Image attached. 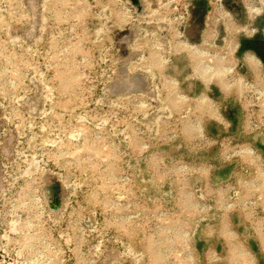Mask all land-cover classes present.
I'll list each match as a JSON object with an SVG mask.
<instances>
[{
  "label": "rangeland",
  "instance_id": "374dc122",
  "mask_svg": "<svg viewBox=\"0 0 264 264\" xmlns=\"http://www.w3.org/2000/svg\"><path fill=\"white\" fill-rule=\"evenodd\" d=\"M237 3L233 24L258 32L237 34L247 50L220 62L233 61L230 91L180 58L167 74L183 100L142 66L136 44L157 28L116 26L111 1L0 0V192L38 178L56 214L55 264H264V60L251 49L264 13ZM212 16L188 31L203 47L216 31L210 45L224 51L228 23Z\"/></svg>",
  "mask_w": 264,
  "mask_h": 264
},
{
  "label": "built area",
  "instance_id": "2783aa9c",
  "mask_svg": "<svg viewBox=\"0 0 264 264\" xmlns=\"http://www.w3.org/2000/svg\"><path fill=\"white\" fill-rule=\"evenodd\" d=\"M110 1L113 4L112 11L116 26L119 27L122 23V13L127 11L129 20L125 23L126 26L130 25L131 21H142L148 26L157 28L155 32H148L140 44H136V48L149 54V57H146L148 63L145 61L146 64L142 66L154 75V80L159 79L155 70L160 71V81L163 84L166 85L170 80L176 83L177 87L181 82L168 75V70L175 60L180 58H186L188 63H192L190 52L180 49L181 43L187 42L202 51H207L208 56H214L219 52L223 60L227 57L233 60L232 56L239 50V43L234 53L228 51L226 47L223 51L218 46L210 45L211 39L217 35L216 31V33L206 32L204 36L202 34L203 39L206 40L204 45L207 44L204 47L187 37L188 28L194 25V12L200 3L204 2L208 7L206 16L208 13L213 14L211 22L206 21V24L210 26L223 24L225 21L229 26V20H240L241 16L237 17L240 12L237 1L242 2L248 14L251 13V8L261 6L259 0H157V8L145 10L142 5L139 9L131 0H108ZM109 10L104 9L103 15L106 16ZM225 27V35L229 36V28L227 25ZM252 32L258 31L253 29ZM106 37L108 38L106 53H110V59H107L110 62L109 67L113 70L120 69L122 64L120 44L116 43L115 35ZM102 44L103 46L105 44L104 38ZM152 52H157L160 59V62L154 65H150ZM208 56L203 59L206 60ZM225 66L233 67V61ZM182 96L183 100L187 98L184 94ZM22 178L16 179L13 183L9 182L7 188L0 192V264H55L57 259L54 235L56 214L47 202L46 196L41 192L38 178L27 172Z\"/></svg>",
  "mask_w": 264,
  "mask_h": 264
},
{
  "label": "bare ground",
  "instance_id": "6f19581e",
  "mask_svg": "<svg viewBox=\"0 0 264 264\" xmlns=\"http://www.w3.org/2000/svg\"><path fill=\"white\" fill-rule=\"evenodd\" d=\"M262 9V12H264V3L262 6L258 7V8H251V13L252 14H258L260 12V10ZM261 12V13H262ZM260 13V14H261ZM224 16V15H222ZM122 22H127L129 20V16H128V13L127 11L125 13H122ZM229 40L230 41V44L229 45V40H228V43L226 45V49H228V51H230L231 53H234L235 50L237 49L238 47V44L236 43L235 41V38L237 37V34H240L242 31H244L245 33L247 34H250L252 33V31H249L248 28H242L240 26H237V24H233V22H235L234 20H229ZM212 35V34H210ZM251 35V34H250ZM238 42V41H237ZM229 45V46H228ZM180 49L184 50V51H189L190 52V58H191V61L192 63L195 62V70H194V77H197L199 79H201L203 82H207L209 81V83L211 84L212 82L214 83H217V85H219V87L221 88V91H223L224 93H227V91H224V89H222L220 83H221V78L223 77L224 75V82H226V73L227 72H232L233 70V67H226L225 65L221 64L220 62L223 61L222 60V56H220V53L218 52L217 54H215L214 56H208L209 55V52L207 51H202V49L198 48V47H195L193 45H190L189 43L187 42H183L181 43V47ZM153 54L151 55V59H150V62L151 64L150 65H154L156 64L157 62H160V59H158V53L156 52H152ZM247 56H245V61L248 63V64H251L252 65V68H255L257 69L253 63L255 62V57L252 53H247L246 54ZM205 56H208V58L203 59ZM257 60V59H256ZM258 61V60H257ZM204 62V63H203ZM260 63L257 64V66H259ZM208 66L210 67L211 70H209ZM206 67V68H205ZM161 68V67H160ZM213 68V70H212ZM193 69H194V65H193ZM196 71V72H195ZM211 71V72H210ZM212 71L214 74H212ZM206 73L209 74V77L211 75H215V77L213 78H209L208 80V77L206 76ZM220 79V80H219ZM167 82H170V83H173V81H167ZM176 84V83H175ZM227 84V83H226ZM177 85V84H176ZM166 87V86H165ZM208 87V86H207ZM178 88V87H177ZM230 91V89H229ZM179 95V94H178ZM174 96V95H173ZM170 95V97H173ZM179 97L181 99H184V97L182 95H179ZM205 96H201L200 98H198L197 100L199 101L200 99L204 98ZM207 98V97H206ZM202 102L203 104L205 102H207V100H202L200 101ZM144 104V103H143ZM145 105V104H144ZM219 118V116H218ZM221 119V118H220ZM47 200V199H46ZM47 202L49 203V201L47 200ZM50 205V204H49ZM51 206V205H50Z\"/></svg>",
  "mask_w": 264,
  "mask_h": 264
},
{
  "label": "flooded vegetation",
  "instance_id": "af4514ba",
  "mask_svg": "<svg viewBox=\"0 0 264 264\" xmlns=\"http://www.w3.org/2000/svg\"><path fill=\"white\" fill-rule=\"evenodd\" d=\"M262 12V9L260 10V12L258 13V14H260ZM250 34H252V33H250ZM257 43V42H256ZM255 43V50H256V52L261 56V58L264 60V44L263 43H257L256 44ZM247 56V55H246ZM204 63V62H203ZM259 62L255 59V62L253 63V65L257 68L256 70H259V66H257V64H258ZM193 65H194V70H195V62L193 63ZM206 68V67H205ZM208 68H209V70H211L210 69V67L208 66ZM212 70H213V68H212ZM196 72V71H195ZM211 72V71H210ZM212 74H214L213 73V71H212ZM206 76L208 77V80H209V78H213V77H215V75H211L210 77H209V74L208 73H206ZM220 80V79H219ZM221 83H220V85H221V87H222V89H224V91H227L228 90V92H229V89H230V87H229V85L228 84H226V82H224V75H223V77L221 78ZM206 85L208 86V85H210V83H209V81H208V83L206 82ZM166 88H167V90H168V92H169V94L171 95V96H177V94H178V91H177V85L174 83H170V82H167L166 83ZM179 96V95H178ZM202 100H207L208 101V99L206 98V97H204V98H202V99H200L198 102L200 103V105H203V103L202 102H200V101H202ZM206 103V102H205ZM204 103V104H205Z\"/></svg>",
  "mask_w": 264,
  "mask_h": 264
},
{
  "label": "crops",
  "instance_id": "0c3cea01",
  "mask_svg": "<svg viewBox=\"0 0 264 264\" xmlns=\"http://www.w3.org/2000/svg\"><path fill=\"white\" fill-rule=\"evenodd\" d=\"M207 11H208V7H207V5L204 2H202V3H200L198 5L197 10L194 12V26L195 27H193V28H199V25H201V23L203 22ZM252 26L254 27L255 24L252 25ZM197 33H198V29H196V30L192 29V31L189 30V31H187V37L191 41L195 42V41H197V39H199V34H197ZM252 38H254V36L248 37V39H252ZM238 43H239V49H243L244 51L247 50V46L245 44L246 43L245 40L244 41L240 40ZM251 49H253L256 52L255 45H253L251 47Z\"/></svg>",
  "mask_w": 264,
  "mask_h": 264
},
{
  "label": "water",
  "instance_id": "95a60500",
  "mask_svg": "<svg viewBox=\"0 0 264 264\" xmlns=\"http://www.w3.org/2000/svg\"><path fill=\"white\" fill-rule=\"evenodd\" d=\"M134 5H136L139 9L141 8L140 0H131Z\"/></svg>",
  "mask_w": 264,
  "mask_h": 264
}]
</instances>
